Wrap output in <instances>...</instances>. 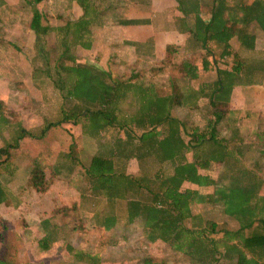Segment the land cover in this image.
Here are the masks:
<instances>
[{"label":"rangeland","instance_id":"rangeland-1","mask_svg":"<svg viewBox=\"0 0 264 264\" xmlns=\"http://www.w3.org/2000/svg\"><path fill=\"white\" fill-rule=\"evenodd\" d=\"M79 2L86 6L87 10L99 14L101 21H105L107 25L118 18L119 9L123 12L128 6H135L130 0H39L35 3L33 0H0V119L4 120L0 121V131L3 132L0 135V148L6 150V154H0V160L9 155V162L7 159L0 162V183L5 187V192L1 190L0 197H9L7 200L14 207V210L11 209L10 213L0 218V262L86 264L74 261L72 252L87 251L91 255L96 254L100 264H140L146 257L162 260L165 264H188L185 257L171 251L166 245L148 243L137 222L127 224L124 202H116L110 208L117 218L112 229L103 231L99 225L108 205L100 195L91 192V182L83 175V168L87 166L92 155L110 148L114 138L124 140L126 136H130L131 133L127 129H108L96 140L83 136L80 125L65 123L49 129L42 140L22 137L17 150L6 149L8 144H14L13 136L19 131V126L36 135L41 125L60 119L62 99L45 75L44 62H47L50 76L53 77L52 67L63 52L62 45L67 46L66 56L71 57L78 65L103 69L112 80L125 81L132 78L133 81L137 80L144 85H152L158 96L177 93L187 102L190 93L215 80L216 68L230 70L234 65V58H224L222 62L219 61V65L214 66L211 63L208 69L202 70L201 52L190 54L185 48L176 46H171L175 49L173 53H168L163 48L156 51L152 57L136 58L130 52L131 48L124 43L122 45L113 31L109 33L108 28L102 29V24L92 27L95 29L91 31L90 47L87 49L76 44L71 33L63 37V33L55 30L43 37L44 44L38 51L34 35L29 29L31 12L34 9L40 12L41 24L56 29L62 27L66 21L75 22L80 19L82 8ZM194 3V0L187 3L189 12L194 10ZM167 9L169 16L174 14L169 7ZM79 12L81 15L76 19ZM167 17L162 20L156 16V28L169 27L173 30L171 24L166 22ZM168 34L174 32H167L165 36ZM94 40L97 49L91 48ZM231 48L237 53V62H248L262 54L260 43H257L252 51L238 48L237 44H233ZM181 61L196 66V79L183 76L179 67ZM206 61L210 63L213 60ZM61 62L63 65L70 64L65 60ZM136 104L128 94L118 104L120 114H117V117L129 118L136 111ZM196 104L198 106L195 109L171 107L169 114L179 120L186 129L196 128L205 132L207 121L211 118L210 110L204 99H199ZM228 109L229 115L225 114L224 119L216 125L217 138L226 139L230 146L236 145L239 152L241 151L242 163L249 169H257L256 174L263 177L264 76L257 85L234 86ZM3 122H6V125L2 124ZM232 128L237 129V137L233 138ZM133 132L139 133L134 128ZM183 139L188 141L185 135ZM6 140L9 142L5 143ZM134 145L135 148L138 146L136 142ZM43 147L48 150L45 160L41 156L35 157L43 151ZM50 158L53 161H50ZM186 158L190 161V154ZM14 159L18 161L14 163ZM113 164L115 171L131 176H138L140 173L152 175L156 170H169L167 165H156L151 158H146L141 163L134 159L123 162L114 158ZM33 167L43 172L41 192H36L29 183V172ZM217 168L199 173L214 176ZM14 169L18 170L15 175ZM7 177L11 178V185L19 182L22 188L32 189L38 194L53 188L51 195L43 200L48 209L46 215L40 216L36 214V210L30 209L29 203H26L28 197L18 199L22 193L17 197L18 192L11 190V186H5L3 181H8ZM259 195L264 196V184ZM20 203L23 205L17 208ZM191 212L196 218L184 222L187 228L191 225L200 227L201 219L212 221L219 230L234 231L237 228L236 223L222 215L217 206L195 205ZM43 217L55 229L52 236L55 240L47 251H40L36 244V239L42 234L37 227V219ZM220 237L219 234L214 235L216 239Z\"/></svg>","mask_w":264,"mask_h":264},{"label":"trees","instance_id":"trees-1","mask_svg":"<svg viewBox=\"0 0 264 264\" xmlns=\"http://www.w3.org/2000/svg\"><path fill=\"white\" fill-rule=\"evenodd\" d=\"M38 1L33 0V3ZM175 2L179 13L186 15L189 12L187 3L182 0ZM79 5L82 8L80 19L66 21L56 29L41 24L40 12L35 9L31 12L29 29L38 51L44 44L43 37L55 30L63 33V37L71 33L73 41L83 49L90 47L92 27L101 25V16L87 10L80 2ZM196 7L193 10L194 29L190 33L196 47L185 50L190 54L195 51L202 53V70L208 69L211 63L216 66L224 58H234L235 61L230 70L216 68L215 80L190 93L188 102L177 93L158 96L152 85H144L132 78L112 80L107 72L95 66L78 65L66 56L67 46L62 45L63 52L52 67L53 77L47 62H44L45 75L62 99L60 119L44 123L37 135L19 126L14 144L7 145L6 149L14 148L22 137L39 140L48 129L65 123L80 125L83 136L96 140L108 129H127L130 136L124 140L113 137L110 148L92 155L83 168V175L91 182V192L100 195L108 205L99 224L103 231L116 224L117 218L110 209L112 205L124 202L127 224L137 222L148 243L166 245L185 257L188 264H264V196L259 195L264 175L260 177L256 174L257 169L247 168L242 163L238 147L230 146L226 139L217 138L216 129L225 114L229 115L232 88L256 85L264 76V0H252L249 5L244 0H237L234 5L216 0L207 21L198 17ZM130 24L133 22L126 23ZM250 24H255L263 33L262 54L248 62H237V53L229 41L235 37L241 49L252 51L254 37L246 32ZM148 45L143 50L148 51L151 57L152 46L150 42ZM164 50L173 53L175 49L165 46ZM206 58L213 61L208 63ZM63 60L70 64L63 65ZM179 67L184 77L196 79L195 65L181 61ZM128 94L137 102L136 111L129 118H118V104ZM199 99L206 100L210 110L211 118L205 132L196 128L186 129L179 120L170 116L171 107L195 109ZM0 121H4L3 118ZM6 122L2 124L6 125ZM133 128L139 133L135 134ZM231 133L233 138L237 137V129L232 128ZM183 135L187 136V142ZM134 142L138 144L136 148ZM3 153L6 154V150L0 149V154ZM188 154L190 161L186 158ZM114 158L123 162L134 159L137 163L151 158L156 165H167L169 170H156L152 175H126L115 171ZM211 168H217L214 176L199 173ZM43 180L42 170L33 167L29 172V183L36 192L43 191ZM2 199L1 196L0 201ZM195 205L219 207L221 214L232 219L237 228L234 231L219 230L212 221L202 219H199L200 227L191 225L187 228L184 222L196 218L191 212ZM37 227L42 233L36 239L37 247L40 251H47L55 240L52 237L55 229L47 220L40 221ZM216 234L221 237L214 238ZM72 258L86 264H100L98 256L87 251H73ZM140 264L165 262L146 257Z\"/></svg>","mask_w":264,"mask_h":264},{"label":"crops","instance_id":"crops-1","mask_svg":"<svg viewBox=\"0 0 264 264\" xmlns=\"http://www.w3.org/2000/svg\"><path fill=\"white\" fill-rule=\"evenodd\" d=\"M130 1H133L135 6L133 5L128 6L126 9L123 10V12H122V9H119L117 12L119 16L118 18L116 17L114 21H112L113 22L112 24L108 23L109 25H107L105 21H101V24H102V29L108 28L110 31L109 33L113 31V33L116 34L115 37L119 39L122 45L123 43L125 45H128L127 47L131 48L130 52L132 53L133 56H135L136 58H144V59L150 57V54L148 55V51L143 50V48H147V46H149L148 42H150L152 46L151 57L155 55L156 51H158L159 49H163L165 46L183 47V48H187V50L194 49L196 47L194 43H192L193 41L191 39V34H190L191 32H193V29H194V17H195L194 11L188 12L186 15H183L179 12L177 13V3L175 2V0H146V2L145 0H141V3H140V0H130ZM182 1H184V3L189 4L191 0H182ZM194 1H195L194 5L197 6L196 10L198 11V17L202 19L203 21H207L211 14L212 3H215L216 0H194ZM223 1L225 4H228V5H234L235 3H237V0H223ZM244 1H245V4L247 5H249L252 2V0H244ZM146 4H149L150 6ZM151 5H154V6H151ZM168 7L170 8V11L174 12V14L172 13L169 16L167 12ZM157 9H158V12H156ZM153 10H155V12H153ZM150 11H152V13H150ZM80 15L81 13L79 12L78 15L76 16V19H78ZM155 15L158 16V19H162V20H165V16H168L166 19V22L171 24L170 26L173 27V30L170 29L169 27L168 28H161V27L156 28V16ZM104 20H105V17H104ZM176 21L178 22V24H176ZM128 22H133V24L126 25V23ZM94 29L95 28H92L91 31H94ZM167 32L168 33L174 32V34H168L167 36H165ZM246 32L254 37V48L256 47L257 43H260L261 47H263V33L260 30H258L255 24H250ZM233 44H237V47L240 48L235 37L231 38L229 41V45L231 47L233 46ZM91 48L97 49L95 40L92 43ZM195 52L198 53L200 51H195ZM189 53L191 52L189 51ZM206 59H209V58H206ZM217 65L219 64L217 63ZM209 67L210 65H208V68ZM20 127L22 128V126ZM41 128H42V125L38 130H40ZM48 131L49 129L45 132V134ZM2 134L3 132L0 131V135ZM45 134L39 140L44 139L46 137ZM16 135L17 134L13 136L14 140L16 138ZM21 141L22 140L20 139L17 140L16 146H15L16 148H11L8 150L10 151L17 150V148L21 144ZM8 142H9L8 140L5 141V143H8ZM8 145H11V144H8ZM47 155H48V150L45 147H43V151H40L35 157L41 156V158L45 160V157ZM5 156L6 158L5 159L3 158L2 160H0V162H3L6 159L9 162L8 160L9 155L7 154ZM49 160L53 161L51 158ZM16 161L18 160L14 159V163ZM18 170L14 169L13 175L17 174ZM3 183L6 184L5 186L8 185V188H10L11 186V190H15V192H18L17 197H18V194L22 193L20 194V197H18V199H25V197H28L26 199V203H29L28 206H30V209H32L33 211L34 210L37 211L36 214L40 216L46 215L48 209L43 204V200H45L47 196L51 195V190L53 188L50 187L43 194H38L35 191H32V189L30 190L29 188H26V187L22 188L18 184L19 182H16V183L14 182L15 183V185L13 184L14 186L11 185V178H8V181L7 180L3 181ZM0 188L3 192H5L4 190L5 187L2 186L1 183H0ZM7 199H9V197L8 198L5 197L4 199L0 201V218L10 213L11 209L14 210V207L12 206L11 202L8 201ZM21 204L22 203L18 204L17 208H19ZM43 220H45L44 217L41 218L40 220L37 219V222L38 221L40 222ZM39 237H41V235Z\"/></svg>","mask_w":264,"mask_h":264}]
</instances>
